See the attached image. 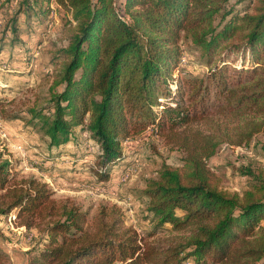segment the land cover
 I'll return each mask as SVG.
<instances>
[{"label":"trees","instance_id":"trees-1","mask_svg":"<svg viewBox=\"0 0 264 264\" xmlns=\"http://www.w3.org/2000/svg\"><path fill=\"white\" fill-rule=\"evenodd\" d=\"M52 2L76 27L61 51L50 109H30L31 122L59 152L88 130L99 145L102 182L127 160L125 143L154 128L182 152L183 166L164 164L147 182L146 218L155 231L170 225L183 235L147 241L125 226L117 206L102 207L90 223L78 205L53 199L47 183L14 180L5 161L0 217L16 211L21 226L48 224L46 244L28 250L26 264H264V175L243 172L253 179L248 189L230 194L208 164L231 141L213 116L236 124L231 142L239 146L264 131V0H124L119 7L116 0H21L13 22ZM183 39L205 60L204 75L183 69ZM0 264H11L1 246Z\"/></svg>","mask_w":264,"mask_h":264},{"label":"rangeland","instance_id":"rangeland-1","mask_svg":"<svg viewBox=\"0 0 264 264\" xmlns=\"http://www.w3.org/2000/svg\"><path fill=\"white\" fill-rule=\"evenodd\" d=\"M20 1L0 0V163L11 164L16 181L37 179L47 183L53 199L78 205L88 212L90 223L102 207L117 206L124 214L125 226L147 241L168 243L183 235L173 232L170 225L155 231L156 223L146 218L148 202L143 191L147 182L157 177L164 164L183 166L182 152L168 145L154 128L125 143L127 160L113 166L110 179L102 182L96 176L101 169L99 145L88 130H78L74 142L59 152L50 149L49 139L40 126L31 122L30 109H50L51 88L65 63L61 51L68 46L76 22L52 2L44 6L49 7L47 12L22 13L15 24L13 18ZM123 2L116 0L118 7ZM14 26L16 32L12 31ZM181 46L186 73H207L199 50L187 39H183ZM239 58L235 55L230 60L235 59L234 64L238 65ZM212 119L214 128L235 141V123L218 116ZM231 141L208 164L220 178L221 187L230 194H238L247 190L253 180L243 172L251 170L264 175V131L249 144L239 146ZM16 214L15 211L0 217V246L9 253L11 264H26L27 251L42 249L46 244L48 224L21 226Z\"/></svg>","mask_w":264,"mask_h":264},{"label":"built area","instance_id":"built-area-1","mask_svg":"<svg viewBox=\"0 0 264 264\" xmlns=\"http://www.w3.org/2000/svg\"><path fill=\"white\" fill-rule=\"evenodd\" d=\"M0 121H1V119H0Z\"/></svg>","mask_w":264,"mask_h":264}]
</instances>
